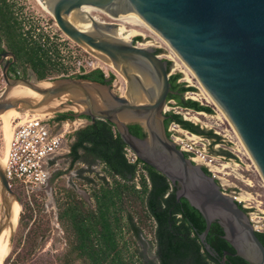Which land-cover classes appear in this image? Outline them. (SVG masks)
I'll return each instance as SVG.
<instances>
[{
  "label": "water",
  "instance_id": "95a60500",
  "mask_svg": "<svg viewBox=\"0 0 264 264\" xmlns=\"http://www.w3.org/2000/svg\"><path fill=\"white\" fill-rule=\"evenodd\" d=\"M56 26L123 79V91L73 76L30 81L1 75L0 112H57L109 123L136 156L162 175L203 228L212 224L234 255L264 264L247 214L167 137L163 110L187 99L170 83L171 49L226 120L264 183V0H36ZM4 55L11 56L10 52ZM16 201L0 166V231ZM17 202V201H16Z\"/></svg>",
  "mask_w": 264,
  "mask_h": 264
},
{
  "label": "trees",
  "instance_id": "16d2710c",
  "mask_svg": "<svg viewBox=\"0 0 264 264\" xmlns=\"http://www.w3.org/2000/svg\"><path fill=\"white\" fill-rule=\"evenodd\" d=\"M36 29L33 24L16 15L14 3L0 0V43L13 54L21 76L24 78L26 69L35 80H44L59 70L65 72L63 53L58 45ZM71 76L88 77L96 81L104 78L100 70ZM178 77L179 73H173L169 75V80L181 94L192 90L191 86L174 83ZM182 107L210 112L208 106L191 99H187ZM164 114V127L174 121L189 132L210 138L212 143L217 142L218 137L211 131L199 128L178 114ZM81 117L88 123L73 132L69 155L71 162L79 160L85 165L86 169L80 167L78 174L87 185V200L65 187L60 188L55 200L57 218L66 233V248L62 256L64 262L144 264L140 261L134 238L146 228L151 232L154 243V264H221L219 259L223 249L230 253L232 249L221 238L217 229L210 224L205 236V242L214 254L210 255L197 242V233L204 224L198 222L195 215L180 201L173 206L174 197L166 179L139 159V168L134 163H129L123 156L125 144L109 123L100 119L89 122L87 117ZM71 118L72 114L68 113L53 115L54 121ZM220 152L227 157L231 156L225 151ZM96 165L99 168L94 170L92 167ZM202 169L207 173L205 168ZM81 172L89 175H81ZM9 187L21 204L20 197L23 199L24 209L31 211L18 188L12 185ZM35 197L37 194L31 198L33 203L36 201ZM176 213L180 215L179 218L174 216ZM19 214L18 223H21L23 212ZM25 225L23 223V227ZM31 225L26 231L28 236L45 230L41 228L40 231V227ZM255 234L264 246V231ZM224 264L246 263L237 256L226 255Z\"/></svg>",
  "mask_w": 264,
  "mask_h": 264
},
{
  "label": "rangeland",
  "instance_id": "374dc122",
  "mask_svg": "<svg viewBox=\"0 0 264 264\" xmlns=\"http://www.w3.org/2000/svg\"><path fill=\"white\" fill-rule=\"evenodd\" d=\"M8 1L14 3L16 15L19 18L33 24L41 35L46 37L47 35H51L52 39L49 40L56 43L60 52L62 51L61 53H63L65 72L59 70L52 73L46 79L73 75V71H75L74 66L71 64L70 58L66 56L71 49L70 47L74 48L79 54L81 53L84 59L88 57V59L96 61L94 59L95 57L85 52L60 32L51 14L44 10L41 4L36 0ZM159 52L158 56L169 61L168 74L179 73V82L183 83L184 86L192 87V90L183 92L182 95L186 99L197 101L199 104L206 105L210 108V112L208 113L203 111L195 112L189 108L183 107L176 111L168 112L178 114L181 118L197 125L201 129L211 131V133L218 137L217 142L214 143L208 138L209 145L206 147L207 154L213 157V165L220 169L217 173L218 177L216 180L225 193L247 197L244 204L248 207L245 210L249 212L248 216L252 219L253 225H256L258 230L264 231V183L257 170L242 149L226 120L207 97L192 74L178 60L171 49L166 51L159 50ZM95 63L101 66V71L106 73V77L111 76L110 83L112 88L121 93L124 89L122 77L107 64L100 61H96ZM24 78L30 81H36L28 69H26L24 73ZM3 86L4 83L0 81V90ZM17 112H19V117L23 116L24 111L17 110ZM165 112H167V110H165ZM198 112L203 113L198 114ZM55 113L57 112H51L48 114V117H52ZM87 123L88 121L86 119L81 117L77 118L75 116L58 123L57 129H63L65 133L62 147L52 160V166L50 167L48 177L37 193V197H35V205L32 199L30 203L26 201L31 211H29L28 208L24 209L23 199L20 197L22 201L21 204L14 194V198L17 201L16 203H18L20 207V213L23 212V214L21 223H18L17 218L11 235L12 243L10 245V250L4 257L2 264H66L62 257L66 248V233L62 223L57 218L55 200L59 196L60 188L64 187L69 188L79 197L87 200V185L83 183L80 174H78L79 168H85V165L81 164L79 160L71 162V157L69 155L71 134L75 129L81 128ZM1 126L2 122L0 120V157H3L5 143ZM169 126L171 128L169 133L172 136L184 138V135L188 136L189 134L188 131L185 132V129L173 126L171 123H168L167 127ZM202 137L206 138L205 136ZM185 140L189 141L187 138L183 139V141ZM220 150L229 153L231 156L227 157L220 152ZM224 164H227V166L222 167L221 165ZM92 168L97 170L99 166L96 165ZM82 174H87V172H81V175ZM23 223H26L24 227ZM31 224L40 227V231L41 228L45 230L37 235L36 233H32L28 236L26 231ZM27 238H29L28 241ZM134 245L140 255V261L144 264L155 263L153 262L155 261L154 243L149 230L144 228L138 237L134 238ZM71 264L82 263L74 261Z\"/></svg>",
  "mask_w": 264,
  "mask_h": 264
},
{
  "label": "built area",
  "instance_id": "2783aa9c",
  "mask_svg": "<svg viewBox=\"0 0 264 264\" xmlns=\"http://www.w3.org/2000/svg\"><path fill=\"white\" fill-rule=\"evenodd\" d=\"M47 38L51 40L52 36L47 35ZM70 48L66 56L70 58L71 64L74 66L75 71H73V75L84 74L92 70H102L101 66L95 63L100 60L94 58L96 61H93V59H88V57L84 59L81 53L79 54L74 48ZM103 75L105 76L106 73L103 72ZM163 112H165V110H163ZM60 122L61 121H54L53 116L49 118L48 115H43L42 113L29 112H23L22 117L10 121V137L2 168L8 185L17 187L29 203L31 202L32 196L36 195L44 185L50 167L52 166V160L61 150L65 133L63 129H57V125ZM169 123L178 127L177 123L173 121ZM170 129L169 126L168 131H170ZM185 132H187V130H185ZM188 133V136L184 135V138H187L189 141H183L184 138L180 136L169 135L178 149L182 151L191 162L200 164L205 168L207 174L216 179L220 169L217 170L218 168L212 163L213 157L209 156L206 152V147L209 145L208 138H204L199 134L189 131ZM123 156L129 163H134L137 168L140 167V162L137 161L138 159L127 146L123 147ZM225 165L227 166V164ZM221 166L223 167V165ZM231 196L242 208L246 209L248 207L244 204L247 197L236 199L234 195ZM248 219L252 224L253 231L260 232V230L256 228L257 226L253 225L250 216H248Z\"/></svg>",
  "mask_w": 264,
  "mask_h": 264
},
{
  "label": "bare ground",
  "instance_id": "6f19581e",
  "mask_svg": "<svg viewBox=\"0 0 264 264\" xmlns=\"http://www.w3.org/2000/svg\"><path fill=\"white\" fill-rule=\"evenodd\" d=\"M42 8L44 10H46L43 6H42ZM50 113L51 112H44L42 114L48 115ZM200 113L201 112H198V114H200ZM18 117H19V112H17V110H14V109H7L3 112H0V120L2 122L1 129H2L3 139H4V143H5L4 155H3V157H0V166L3 165V163L5 161V157H6L8 140H9L10 131H11L10 121H11V119L18 118ZM225 166L226 165L224 164L223 167H225ZM217 170H219V169H217ZM235 198L241 199L242 196L238 195V196H235ZM19 212H20V207H19L18 203H16V201H13L11 204V215H10V220H9L10 222L7 223V225L0 231V264H2L4 257L6 256L8 251L10 250V245L12 243L11 242V235H12L13 229L15 227V224L17 222Z\"/></svg>",
  "mask_w": 264,
  "mask_h": 264
},
{
  "label": "flooded vegetation",
  "instance_id": "af4514ba",
  "mask_svg": "<svg viewBox=\"0 0 264 264\" xmlns=\"http://www.w3.org/2000/svg\"><path fill=\"white\" fill-rule=\"evenodd\" d=\"M157 51V52H156ZM5 52H10L9 50H7L4 46H3V44H1L0 43V81H2L3 82V79H2V75H1V71H2V68L5 66V72H6V75L8 76V77H11V78H14V77H21V78H23L22 76H21V72L16 68V65H15V60H14V56H13V54H12V57L11 56H7V55H4V53ZM155 53H157V55H158V53H160L159 52V50H156L155 49ZM162 58V57H161ZM169 69V68H168ZM170 75V74H169ZM104 76V75H103ZM88 78V77H87ZM105 78H108V80L106 81L107 83H110V81H109V77H106V76H104V78L103 79H105ZM103 79H102V81H103ZM174 83H180L179 82V77L178 78H176L175 80H174ZM178 90V89H177ZM179 91V90H178ZM183 94V93H182ZM183 108H187V107H183ZM190 109V108H189ZM192 110V109H191ZM192 111H195V110H192ZM165 113V112H164ZM165 115V114H164ZM79 118L81 117V116H78ZM77 117V118H78ZM81 118H83V117H81ZM165 118H166V115H165ZM164 118V119H165ZM85 119V118H84ZM183 119V118H182ZM185 120V119H184ZM64 121V120H63ZM164 121V120H163ZM62 122V121H61ZM174 122V121H173ZM86 125V124H85ZM84 125V126H85ZM168 125V124H167ZM167 125L164 127V129H165V132H166V135H167V137L170 139V133H169V131H168V127H167ZM178 125V127H180V128H182V129H185V128H183V127H181L179 124H177ZM186 130V129H185ZM188 131V130H187ZM177 147V146H176ZM178 148V147H177ZM184 154V153H183ZM184 156H186L185 154H184ZM187 157V156H186ZM215 181H216V183L218 184V182H217V180L215 179ZM219 185V184H218ZM169 190H170V188H169ZM168 190V191H169ZM222 190V189H221ZM167 191V192H168ZM167 192L164 194V195H166L167 194ZM173 197H174V201H175V204L173 205V206H175L176 205V203L179 201L178 199H175V196L173 195ZM239 207L242 209V207L239 205ZM243 210V209H242ZM246 214H247V216H248V211L247 210H243ZM176 218H179L180 217V215L178 214V213H176L175 215H174ZM206 236V235H205ZM225 241V240H224ZM197 242L198 243H200L201 244V246H202V248L204 249V246H203V244L200 242V240H199V238H198V233H197ZM204 242H205V237H204ZM226 242V241H225ZM227 243V242H226ZM205 244L207 245V247H208V249L210 250V252H211V254L210 255H214L213 254V252H212V250H211V248H210V246L205 242ZM228 244V243H227ZM234 253V251L232 250L231 251V253L229 252V250H227V249H223V252L221 253V255H220V259H219V262L221 263V264H224V259H225V256L226 255H231V256H236V255H234L233 254ZM155 259V261H153V262H155L156 263V257L154 258ZM149 264V263H148ZM152 264V263H151ZM154 264V263H153Z\"/></svg>",
  "mask_w": 264,
  "mask_h": 264
},
{
  "label": "crops",
  "instance_id": "0c3cea01",
  "mask_svg": "<svg viewBox=\"0 0 264 264\" xmlns=\"http://www.w3.org/2000/svg\"><path fill=\"white\" fill-rule=\"evenodd\" d=\"M77 129H79V128H77ZM77 129H75V130H77ZM75 130H74V131H75ZM74 131H73V132H74ZM73 139H74V137H73V133H72V134H71V142H70V144L72 143ZM70 144H69V145H70Z\"/></svg>",
  "mask_w": 264,
  "mask_h": 264
}]
</instances>
